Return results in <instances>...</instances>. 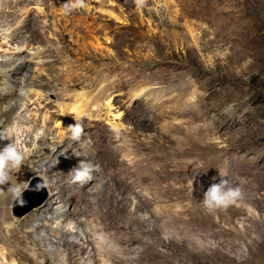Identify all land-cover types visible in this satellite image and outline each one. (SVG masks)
<instances>
[{
  "label": "rangeland",
  "instance_id": "rangeland-1",
  "mask_svg": "<svg viewBox=\"0 0 264 264\" xmlns=\"http://www.w3.org/2000/svg\"><path fill=\"white\" fill-rule=\"evenodd\" d=\"M6 1L0 0L3 8ZM158 1L144 0L140 5L137 0H85L99 9L93 10L98 18L90 15L85 20L84 8L72 11L70 15L77 13L72 24L62 20L58 26L65 37L49 32L43 36L48 27L33 7L35 3L30 6L34 18L25 16L31 25L28 28L24 21L17 25L20 16L13 14L12 4L9 13L0 11V48L5 49L0 51V87L11 80L6 69L14 64L15 47L31 34L36 37L33 48L23 45L30 50L24 57L34 70L27 73L28 88L33 95L46 96L51 110H57L58 101L75 103L80 90L87 91L81 98L84 106L108 98L113 102L108 117H85L79 140H73L66 127L61 136L68 140L62 141L59 126L48 121L50 140L36 143L40 146L20 167L19 177L0 185V264H63V258L70 257L60 243L65 236H53L52 224L43 233L28 229L29 222L37 218L34 215L48 212L51 196L57 193L55 186H62L60 203L71 205L69 196L75 194L70 193L85 198L81 225L85 227L84 218L88 222L92 217L98 232L116 231L114 238L107 236L112 262L106 264H264V0H170L175 12ZM79 16L84 22L74 31ZM53 21L50 18L52 28ZM4 22H10L13 29L5 30ZM86 23L88 28L82 26ZM39 55L43 63H37ZM2 118L5 129L11 122L5 115ZM14 119L21 123L26 117ZM113 122L120 123L119 138ZM71 124L75 123L66 120V126ZM184 131L193 135V141L186 144L193 145L195 153L182 165L176 157ZM81 160L100 168L83 185L71 183L69 176ZM225 170L224 179L241 187L243 198L210 214L201 202L204 192L220 182L219 172ZM39 174L42 178L27 200L36 201L43 186L49 196L18 220L12 213L14 198L7 190L16 183L24 189ZM182 183L184 193L178 199L169 200L163 193L172 186L178 191ZM117 184L128 190V196L136 191V203L146 202L144 210L133 209L129 197L122 201L123 210L110 204L108 189L121 196ZM128 209L145 222L142 226H159L156 249L160 255L150 260L136 258L144 251L135 238L119 240L128 237L127 226L139 227L126 217ZM110 221L125 227L105 230ZM5 224L12 227L5 228ZM81 261L79 257L71 262ZM71 262L67 258L64 264Z\"/></svg>",
  "mask_w": 264,
  "mask_h": 264
},
{
  "label": "bare ground",
  "instance_id": "bare-ground-1",
  "mask_svg": "<svg viewBox=\"0 0 264 264\" xmlns=\"http://www.w3.org/2000/svg\"><path fill=\"white\" fill-rule=\"evenodd\" d=\"M96 1L101 2V3H106L107 0H96ZM162 1H163L162 4L168 11L175 12L177 10L174 3H172L170 0H162ZM59 2L60 0H57L56 2H54V0H7L5 8H3V4L2 5L0 4L1 5L0 11L4 9L3 11H8L9 13L10 12L8 10L9 7L11 9V7L13 6L12 9H14V11L16 12L14 13L13 10H11L13 14L14 15L18 14L20 16L16 20L17 25L19 23L23 24V21H24V24H26L28 28L31 25L26 22L25 16L30 15L32 16V18H34V14L30 6L32 3H35V6L33 7H35L38 10V16L41 17V20L44 26L50 28V29L47 28V30L42 31L43 36L45 34L44 32H49V33H52L53 35L59 34L65 37L66 32L61 30V28L58 26H60V22H62V20H65V22H69L72 24L73 18H77V13L74 15L63 14V12L61 11V6L57 4ZM160 2L161 0L158 1L159 4ZM57 5L58 7H54ZM105 5L108 6L109 4H105ZM84 9L86 12L84 16L85 20H88V18H90V15L94 16V18H98V16L95 15V11H93L94 9L99 10L98 8H96V6L86 3V7ZM80 10L82 12V8L74 10L73 12H77V11L80 12ZM103 11L106 12L107 14H110L111 17L114 16V18H116V20L118 21L121 19L119 16H117L114 13V11H111L109 9L108 10L103 9ZM3 15L5 16V19L8 20V17H9L8 14L4 13ZM50 18H54V21H53V25L55 26L54 28H52L50 24ZM79 19H80L79 23L73 24L74 31L76 27L79 28V24L84 22V19L81 18V16H79ZM9 24L10 22H6V23L4 22L3 25L6 26L4 28L5 30L13 29L11 28L12 25H9ZM82 26H85L88 28L89 24L88 23L82 24ZM30 35L31 34H27L28 37L24 38L23 45L27 46L28 48H33L32 40L36 37L31 38ZM77 35L78 36L82 35L81 33H79V30L77 31ZM37 37L40 39V36H37ZM7 41H10V39ZM16 41L18 40L16 39ZM74 41L77 42L78 39ZM83 44L86 45V42ZM23 45L18 44L15 47L13 53L16 54L17 56L14 58V64L11 67L6 69L7 75L11 77V80L9 81L8 85L4 87H0V130L3 129L5 125V122H4L5 120L4 118H2L3 115H5L6 119H9V122H12V119L14 117H20V118L26 117L25 122H21V124L23 123L22 125L24 127H31L33 130H35L36 128H43L45 131V135L42 138H40L38 142L36 141V138L32 134H28L26 136L20 137L24 145L26 147L31 148L29 144L30 141L32 145L33 143H39V142L47 143L50 140V136H49V133L47 132V129L49 128L50 130L51 128L47 126L48 121H51V123H55L59 126L58 136L60 137L61 134L65 133V128L67 127L66 120H69L73 123H76V121H79L81 123L85 119V117L99 118L102 116L108 117L110 114H112L113 102L111 101V98L106 99L103 103H100V102L98 103V101H96V103H89L87 102L89 100L88 98L86 99L87 101L86 100L85 101H86V104L89 103V105L84 106L85 104L82 102L83 100L81 101V98L84 97V95L87 93V91L85 90H80L75 93V97H74L76 99L75 103L66 102V101L61 103L58 101L56 103L57 110H51L48 107V104L50 103H47L49 102V100L46 99V96L43 97V94L39 92L36 93V95H33L31 93V90L28 88L30 75L27 76V73L30 71L33 72L34 70H32L31 64L24 57L27 52H30V50L24 49ZM3 50H5L3 49V47L0 48V51H3ZM37 58H38L37 63L44 62V58L42 57V55H39ZM31 76H34V75L31 74ZM32 108L34 110H31ZM24 111L28 112L29 114L25 116L23 114ZM15 113H18V114L14 116L13 114ZM119 125L120 123H114V122L112 123V127L115 132L116 138H119V136L121 135ZM60 138L62 139V141L65 139L68 140L67 139L68 136H64V137L61 136ZM193 139L194 137L191 134V132L189 131L183 132V140L182 142L179 143L181 148L177 149V157H176L181 161L182 165L185 164L187 157L193 156V154L195 153L193 145L186 144V143L190 144L193 141ZM9 142L10 141L6 140V142H3V144L0 147H4ZM185 144L186 146L184 147ZM39 146L40 145H37V147ZM44 150L47 151L48 146H44ZM36 152H37V149L32 151L30 156H34ZM71 156L72 155L69 154V158H71ZM60 163H62V160L60 161ZM41 165L48 166V163L42 162ZM64 165H66V162L64 163ZM20 170L21 169L18 168L12 173L8 184L6 183V185H9L13 180L19 177ZM62 172L64 171L62 170ZM184 185H185L184 183L180 184L177 187L179 188L178 191L174 186L168 187L166 191H164L163 193H166V195L169 197V200L178 199L180 197V193H184L182 192V190H184L183 188ZM55 187L57 188V193L56 194L53 193L51 196V202L48 204L46 208L48 212L47 213L44 212L43 214L34 215L37 218L29 222L30 224L28 225V229L31 231H37L38 233H43L45 228H47L46 225L50 227L51 226L50 224H52V226L55 227L53 229L55 231L53 236L55 237L56 236L60 237L61 235L65 236L61 238L60 243H62L65 246V248L69 250L70 257L65 256L63 258V264L64 262L67 261V258H69V262H71V261H76L79 257L82 259L81 264L111 263L112 261L109 259L108 255L111 253L112 244L110 242L111 240H109L107 236L114 238L113 235L116 234V231L113 234L111 233L109 235H106L105 233H102V232H98L97 231L98 228L96 224L94 223L92 217L87 218L91 222L90 221L87 222V220L84 218L85 227L81 225L83 219L80 218V216L82 215L83 210H84L81 207V202L82 200H85V198L82 195H77L78 193H70V194H75L74 196H69L73 200V202L70 203L71 205L60 203V200L63 199L62 186H58V187L55 186ZM116 188H121L120 197H118L116 193L112 192L110 189L107 190L108 199H109L110 204H113L114 206L119 207V210H123L125 209L126 205H124L122 201L124 199L125 200L128 199L129 197L133 200V203H132L133 209L135 207L137 211L144 210V208L142 207L146 205V202H141L140 204L136 203L135 201L136 191H132V192L130 191L129 192L130 194L128 196V190L122 188L121 184H117ZM1 189H3V187L0 188V193H2ZM136 190L138 192V189ZM133 194L135 196H132ZM57 201H59L58 206L55 207L54 203H56ZM77 206H80L81 208H77ZM75 210H81V211L76 212ZM126 217L131 218L134 221H136V223L139 224V227L132 228V227L127 226L128 237H123L122 239H119V240L123 242H128L131 237L135 238V241H137L138 247L142 248L144 251V254L136 255L135 256L136 258H145L147 260H150L154 258L155 255L157 254L160 255L161 251L156 249L157 244L159 242V236L157 235L159 226H154L153 229H149V228L142 226V225H145V222L141 218L132 216L131 209L127 210ZM114 220H116V218H114ZM50 221L51 223H49ZM115 223L117 222L110 221L109 225L106 226L105 230H107L108 228H109L108 231L124 229L125 225H121V224L114 225ZM143 236L144 237L148 236L150 238H153V241L149 239H145V238L143 240L142 239ZM129 248H130V244L128 243V249ZM80 250L81 252H77ZM54 254H58V252L55 250ZM99 256L100 258L98 260L97 258ZM71 264L73 263L71 262Z\"/></svg>",
  "mask_w": 264,
  "mask_h": 264
},
{
  "label": "clouds",
  "instance_id": "clouds-1",
  "mask_svg": "<svg viewBox=\"0 0 264 264\" xmlns=\"http://www.w3.org/2000/svg\"><path fill=\"white\" fill-rule=\"evenodd\" d=\"M144 0H137V3L142 5ZM85 0H67L61 5L63 14L68 15L76 9L85 8ZM76 121V120H75ZM68 132L71 133L73 140H79L84 133V128L79 121L75 124L67 126ZM28 134L34 135L36 140H39L45 135L43 128L24 127L20 121L13 120L7 128L0 130V140L10 141L3 148H0V185L8 184L12 173L20 168L25 160L31 155L37 147L36 143L31 145V148L26 147L21 136ZM99 165L93 164L87 160H81L76 167L70 172L71 183H79L81 185L93 179L92 173L99 171ZM221 180L219 183L211 184L204 192V198L201 201L204 209L208 213H214L220 209H227L229 206L236 204L238 200L243 198V191L239 186H232L227 179V170L219 172ZM22 185L20 183L12 184L8 188V192L12 194L14 200H18L22 194ZM22 205L24 201L20 199ZM5 228H11V224H5Z\"/></svg>",
  "mask_w": 264,
  "mask_h": 264
},
{
  "label": "water",
  "instance_id": "water-1",
  "mask_svg": "<svg viewBox=\"0 0 264 264\" xmlns=\"http://www.w3.org/2000/svg\"><path fill=\"white\" fill-rule=\"evenodd\" d=\"M40 178H42V175H40V174L34 176L32 181L29 183V185L22 190L21 197L18 200H13L11 207H12V213L16 219L22 218L25 214H27L28 212H30L34 208L40 206L41 204H43L47 200V198L49 196V190L44 188V186H43L44 191L42 193H41V191L38 192L39 197L36 201H34V199H32V198L27 200L28 194L32 190L35 189V186H36L38 180L40 181ZM40 183L43 184V181H41ZM20 199H22L24 201V203L22 205L19 202Z\"/></svg>",
  "mask_w": 264,
  "mask_h": 264
}]
</instances>
